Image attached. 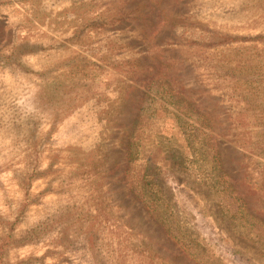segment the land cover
I'll use <instances>...</instances> for the list:
<instances>
[{"label": "rangeland", "instance_id": "374dc122", "mask_svg": "<svg viewBox=\"0 0 264 264\" xmlns=\"http://www.w3.org/2000/svg\"><path fill=\"white\" fill-rule=\"evenodd\" d=\"M250 60L261 88L264 0H0V154L15 163L0 159V264H235L218 240L264 264V156L235 141L230 113ZM69 110L86 133L57 119ZM30 148L39 169L67 158L24 195L39 221L14 237Z\"/></svg>", "mask_w": 264, "mask_h": 264}, {"label": "trees", "instance_id": "16d2710c", "mask_svg": "<svg viewBox=\"0 0 264 264\" xmlns=\"http://www.w3.org/2000/svg\"><path fill=\"white\" fill-rule=\"evenodd\" d=\"M257 68V64L256 62H254L253 60H250L247 64H240V66L238 67V72L234 73L231 78H229V82L231 85V92L229 93L231 100H235V103L230 105V113L232 114V119L234 120V124L236 125V130H235V141L237 143H241L244 142L245 144H247L248 146L252 147V148H258L259 150H262L263 152V156H264V86H262L261 88H255L252 82V73L246 75V70H255ZM264 69V68H262ZM264 82V78L261 79ZM228 82V81H227ZM39 85V83H38ZM55 86H58V89L55 88L54 91L57 92V90L59 91V95H62L64 93H66L69 90H72L69 86L65 85V84H56ZM255 89H259L260 91H256ZM38 92V90H36ZM46 92H50V91H46ZM52 93V91H51ZM31 97L32 98H38L40 97V94H37L35 96H28V100L29 102H31ZM57 97V96H56ZM50 99V97L48 98ZM20 100H25L24 98H20L18 101ZM17 101V103H18ZM49 101V100H48ZM93 102V101H90ZM16 103V107L17 109L22 113V109H24L23 107L26 106H18ZM36 103L33 106V109L31 108L32 112H34L36 109H40L42 107V103L40 101L35 100L33 102V104ZM48 105H46L45 107H42L43 109H46ZM49 110V108H48ZM38 111V110H37ZM70 111V110H69ZM48 112V111H47ZM47 114V113H46ZM45 114V115H46ZM86 111H84L83 115L84 117H88ZM75 117L78 119L79 117H81V113H79L78 111H70L68 115H65V117H57V119L60 122H63L64 120H69V123L64 124L67 127H77L80 128L82 130L83 133H86L85 131H83V127L81 125V121H77L76 124L73 123V118L75 119ZM36 126V125H35ZM16 131V136H19L21 131L19 130H15ZM93 133V130H88L87 131V139L89 137V135H91ZM29 142V140L27 141V143ZM22 145H27L26 143H22ZM48 145H50V142H48ZM32 146V145H30ZM29 146V147H30ZM36 146V145H35ZM31 151H33L32 148H30V151H27L28 153ZM30 153H29V157H30ZM12 154H14V152H12ZM0 159H3L5 157H3L2 154H0ZM32 156V155H31ZM10 156H7L3 162L8 166V167H12L15 165V163H13L12 161H10L8 158ZM32 158V166H30L29 168H23V171H19L14 178L17 179V182L13 181V185L15 186H19L23 189V192L20 195L23 196H18L17 198V202H21L19 205H16L17 209L16 211H18L19 214V218L13 220V221H9L10 223V227H8V231H10L11 235L15 237L14 234H12V229L15 230L18 225L20 224L21 221H24L27 225L33 224L35 221L38 222V216L34 215V211H33V206H32V198H28V197H24L25 194L29 193L31 191V189L34 187H39L38 184H43V181L38 182V180L40 178H47L46 175H50L53 172H55L57 169L56 166L59 164H62L63 161L67 158H60L58 156L55 155V153H50L48 155V158L43 160L41 159L43 162L46 163V167L39 169L37 165H35V163H40V158L38 159L37 157H30ZM79 161H83V158H80ZM85 161L87 162V164H89V162H95V159L92 156H88L86 158V160H84V164L87 165L85 163ZM78 164H74L71 172L68 174L69 178H74L76 176L79 175V173H81L83 170L82 166H79L77 168H75ZM27 166V165H26ZM29 166V163H28ZM7 167L3 166V169H6ZM29 171V172H26ZM26 172V173H25ZM58 172V170H57ZM59 174V172H58ZM59 178H53L49 183L46 182L48 184V187L51 188L53 186V184L58 181ZM10 190L8 187L3 186V190L1 192V195H3L2 197H0V201L1 202H9L12 195H10V192L8 191ZM7 195L6 197V201H3V197ZM100 210L97 207H94L93 205H91V210L88 212V216H97L100 215L99 214ZM101 216V215H100ZM3 222L0 221V223ZM89 224L91 225H95L97 228V224L95 222V220L91 221ZM90 226V225H89ZM212 226V225H211ZM204 228H207V230L211 231V238L215 236V233L212 229L207 225V222L204 223ZM56 229H54L53 227L49 226L48 224H45L42 226V228L39 229L38 232V237H41L52 232L55 231ZM94 231V230H93ZM1 233V232H0ZM88 237L91 238L92 240V234H94V232L90 231L87 232ZM97 234H99V232H97ZM33 236H35L36 238L37 235L36 233L33 234ZM215 240V239H214ZM222 240H224L222 238ZM22 241H25V239L23 238ZM30 241V240H29ZM31 242V241H30ZM223 241L218 240V243L220 246H223L222 250L224 251V253L227 256H231L234 259V263L235 264H242L241 262V258H239L238 254L236 253V251H234L232 248H234V246H230L229 242L226 241V243H222ZM22 243V242H20ZM11 245V244H10ZM9 245V246H10ZM72 245L77 248V244L75 242H72ZM62 250V249H61ZM67 251H63L61 252L62 257H65ZM6 258H3L1 260V263L3 264L6 260Z\"/></svg>", "mask_w": 264, "mask_h": 264}]
</instances>
